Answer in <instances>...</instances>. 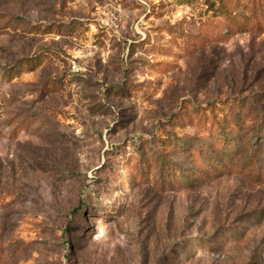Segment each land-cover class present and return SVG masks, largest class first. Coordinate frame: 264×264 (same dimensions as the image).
<instances>
[{
    "label": "rangeland",
    "instance_id": "obj_1",
    "mask_svg": "<svg viewBox=\"0 0 264 264\" xmlns=\"http://www.w3.org/2000/svg\"><path fill=\"white\" fill-rule=\"evenodd\" d=\"M237 3L0 0L23 20L0 33V264H264V0ZM231 99L260 117L227 129L243 143L226 173L170 189L138 164L166 132L206 136L173 118L184 108Z\"/></svg>",
    "mask_w": 264,
    "mask_h": 264
},
{
    "label": "trees",
    "instance_id": "obj_2",
    "mask_svg": "<svg viewBox=\"0 0 264 264\" xmlns=\"http://www.w3.org/2000/svg\"><path fill=\"white\" fill-rule=\"evenodd\" d=\"M234 1L236 3L239 2V0H221L224 6H230ZM22 22L21 18L7 19L4 14H0V33H7L9 30L16 32L20 26H23ZM27 30L30 33L43 32L39 26L30 25ZM57 32H59L58 27ZM59 33L71 34L68 29ZM41 57V53H36L31 57L20 60L17 65L3 71L2 81H11L22 73L35 69L37 67L36 63L41 60ZM229 102L231 103L225 105V109L228 108V113L222 110V114L217 115L213 111L211 117L201 107L184 108L173 118H178L183 123L179 124L183 129L193 126L199 130L200 134L206 133V136L203 138L178 136L175 129L166 132L168 135L167 140L163 142L159 140L156 144L151 145L149 152L153 151V155L146 160L139 161L138 164L142 168L143 166L151 167L155 166V164H160L161 174L164 177H168L166 182L170 189L206 184L226 173L228 170L221 163H225L229 169L232 168L235 154L243 143L242 138L241 141L239 138L233 137L231 133L227 132V129H233V131L240 133V122L255 121L258 119L257 117H260L257 114V109H252L254 101L249 104V102L246 103L244 101H242L243 103H238L237 99H231ZM247 107L248 111L246 112ZM259 119L260 123L256 130V137L262 141H258L256 145L261 147V150L263 148L262 151L264 152V114ZM173 123L176 124L177 122ZM162 145H167L175 151H182L193 162L197 163L198 168L194 172L178 170L176 165L167 160L166 153H156L161 149L156 146L161 147ZM141 177L144 178L143 175Z\"/></svg>",
    "mask_w": 264,
    "mask_h": 264
},
{
    "label": "built area",
    "instance_id": "obj_3",
    "mask_svg": "<svg viewBox=\"0 0 264 264\" xmlns=\"http://www.w3.org/2000/svg\"><path fill=\"white\" fill-rule=\"evenodd\" d=\"M74 69H76V66H73Z\"/></svg>",
    "mask_w": 264,
    "mask_h": 264
}]
</instances>
